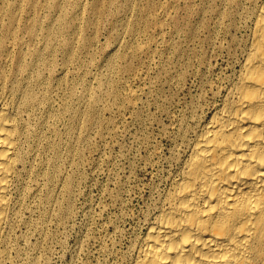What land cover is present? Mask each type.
Listing matches in <instances>:
<instances>
[{
  "label": "bare ground",
  "instance_id": "obj_1",
  "mask_svg": "<svg viewBox=\"0 0 264 264\" xmlns=\"http://www.w3.org/2000/svg\"><path fill=\"white\" fill-rule=\"evenodd\" d=\"M13 1L10 0L6 5L3 3L5 6L2 5L0 10L2 14H9V23L4 27V35L9 43L0 40L1 49L4 47L9 51L5 45H17L20 49L13 59V70L7 72L6 64L11 62L7 58L1 60L3 65H0V264H18L17 258L23 250L19 241L28 238L29 226L40 231L42 238L49 234L43 226V220L57 214V210H52L49 205L52 201L57 203L59 214L66 215L74 176L60 175L59 171L80 153L79 142L87 141V131L100 121L97 107L99 96L103 92L114 93L112 84L115 72L119 69L117 59L120 57L118 47L110 48L106 69L97 78L98 89L84 86L80 95L77 93L83 107L76 109L78 106L74 108L67 105L71 108H63L70 114L71 120L65 131L70 133L71 139L62 149L54 136L55 140L50 141L46 134L50 127L54 135L58 136L52 123L57 120L56 116L61 115V110L52 105L51 93L57 89L55 84L65 80L67 74L64 68L77 59L75 50L85 44L82 39L84 36H79V39L76 36L70 41L58 40L64 65H60L61 70L51 80L44 82V73L42 75L38 66L45 62L48 66L52 64V60L46 59L42 52L56 50L54 40L57 35L65 37L71 25L73 30L78 31L79 13L85 10V0ZM105 1L108 7H103L101 0L89 3L97 15L94 18L87 16L83 20L86 26L96 22L98 12L106 16L114 15V0ZM221 1L230 5L219 11L221 17L231 20L228 26L223 23L227 30L235 26L234 17L240 8V15L246 20L250 19L243 39L238 40L231 33L232 40L240 47L238 67L236 71L233 70V77H228L226 85L218 86L217 90L222 94L220 102L212 101L214 104L209 109L208 117L190 126L192 135L188 139L184 136L187 139L186 146L182 144L185 149L179 154L177 169L173 170L175 173L167 189L164 188L165 191L160 195L156 190L159 199L155 210L150 211L146 229L132 246L127 264H264V0H249L252 4L248 6H244L245 0ZM89 4L86 6L89 7ZM233 4L235 8L231 6ZM125 5L130 7L132 0H126ZM22 16L27 22L26 39L17 37L16 28ZM42 29L45 33L39 31ZM35 39L39 45L31 49L28 41ZM28 56L29 59L26 58ZM46 148L52 149V156L47 161L44 159L47 156ZM64 166L65 171L67 166ZM59 194L64 195L63 201H58ZM38 204L41 206L40 218L37 216L36 220H32V212ZM23 226L27 228L24 229L26 232L18 235L16 229ZM30 256L25 264H36V258Z\"/></svg>",
  "mask_w": 264,
  "mask_h": 264
},
{
  "label": "rangeland",
  "instance_id": "obj_2",
  "mask_svg": "<svg viewBox=\"0 0 264 264\" xmlns=\"http://www.w3.org/2000/svg\"><path fill=\"white\" fill-rule=\"evenodd\" d=\"M9 1L0 0V10L2 5L4 7ZM94 1L97 0H85V10L79 13L77 32L71 25L65 37L56 36L54 43L56 42L57 51L52 49L50 51L52 55L47 50L42 52L46 59L52 60L49 66L47 62L38 66V70L44 73V82H46L61 70L60 65H64L58 40L70 41L76 36L78 39L79 36H84L82 39L85 44L75 50L77 59L64 68L67 74L65 80L55 84L58 90L55 89V92L51 93L52 105L61 110V115L56 116L57 120L52 123L55 124V131L60 138L55 136L49 127L50 132L46 133L48 139L52 141L55 137L62 149L71 139L70 133L65 131L71 120L70 114L63 108L83 107L82 101L78 100L83 87L98 89L97 78L106 69L110 48L118 47L119 69L115 72L112 84L114 93L100 94L97 103L100 121L87 131V141L79 142L80 153L74 156L73 161L69 165L64 164L67 167L61 163L68 171L66 169L64 171L62 166L59 174L74 176L66 215L59 214L56 202L52 201L49 204L52 210H57V214L49 215L43 220V226L49 234L42 238L40 231L29 226L28 238L19 241L23 250L17 258L18 264L20 262L25 264L30 255L36 258V264H127V261L129 262L131 248L144 233L150 211L155 210L154 206L159 195L167 189L175 173L173 170L177 169L179 154L183 153L186 141L192 135L191 127L208 117L209 109L211 110L214 102H220L222 94L218 92L219 87L226 85L229 78L235 74L240 47L232 40V34L238 40L243 39L250 24V19L246 20L240 15L242 12L240 8L238 15L234 17L235 26L227 30L224 24L228 26L231 20L221 17L219 11L230 5L221 0H132L130 7L125 5L126 0H114L113 16L98 12L96 22L86 26L83 20L87 16L94 18L97 15L89 4ZM104 2L106 1L101 0L102 6L108 7V3ZM244 3V6L252 4L249 0H245ZM88 4L89 7L86 6ZM231 6L235 8L234 4ZM0 17V34L2 33L0 40L3 39V43L8 44L4 27L9 23V14L0 13ZM20 19L22 21H19L16 28L17 37L26 39L27 22L24 16ZM44 31L42 33H45ZM28 43L31 49H36L38 47L36 45H39L36 39L29 40ZM5 47H8L9 51L4 47L1 49L0 46V61L5 58L11 61L6 64L8 72L14 69L13 59L20 53V49L17 45H5ZM129 47L134 50L131 52ZM126 53L124 59L123 55ZM26 58L29 59V56ZM0 65H3L2 61ZM187 125L189 127H186ZM45 152L47 156L44 159L47 161L52 156V149L46 148ZM156 190L159 195L156 194ZM57 198L58 201H63L64 195L59 194ZM38 205L34 207L32 220H36L40 214L41 206ZM24 229L27 228L24 226L21 229L17 228L16 233L19 235L20 232L21 234L26 232ZM33 230L37 232L34 233ZM135 237L136 239H133Z\"/></svg>",
  "mask_w": 264,
  "mask_h": 264
}]
</instances>
